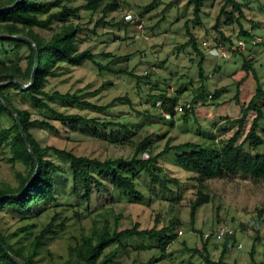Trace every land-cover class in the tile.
Wrapping results in <instances>:
<instances>
[{"label": "rangeland", "instance_id": "374dc122", "mask_svg": "<svg viewBox=\"0 0 264 264\" xmlns=\"http://www.w3.org/2000/svg\"><path fill=\"white\" fill-rule=\"evenodd\" d=\"M237 1L241 3L245 16L240 27L252 34H263L264 0ZM117 2V9L103 18L106 25L100 23V10L81 9L77 16L70 17V22L83 28L76 37L79 51L89 50L94 54V60H86L80 65L60 62L54 73L47 77L44 90L62 93L81 90L83 99L97 105H106L116 97H124L104 111L60 102H50L49 105L57 111L81 114L98 122L119 123L126 129L97 126L99 135L93 136L92 126L72 129L51 120L57 128L56 132L44 127L30 129L38 143L100 160L129 159L132 156L130 145L109 140L122 137L126 130L151 135V146L142 155L144 159L160 152L167 142L178 144L190 141L210 148L220 147L235 132L241 108L254 95L255 77L264 91V46L249 47L225 59L210 56L207 49L223 41L218 30L235 41L240 36V27L237 23L225 22L223 18L214 29L222 0H204L201 23L188 25L204 55L205 80L202 81L197 65L200 56L190 45L180 48L188 38L184 23L193 17L192 6L186 5V0ZM83 3L84 0H71L68 4L79 6ZM55 10L59 8L52 11ZM59 25V22H53L49 29L35 27L34 31L47 38ZM28 54L29 49L24 44L0 42V62L17 61L24 67ZM118 70L130 75L115 73ZM102 85V89L93 93ZM219 89L222 91L214 99L212 95ZM160 96L175 98L174 113L169 117H165L162 108L156 104ZM12 100L17 108L27 110L31 118L50 119L26 95L12 93ZM263 102L264 94L259 103ZM185 104L191 105L187 111ZM176 106L181 110L175 109ZM262 109L264 111V104ZM254 116L253 111L248 114L239 142L243 140ZM10 124L11 120L6 115L0 118V127ZM258 133L264 140V116L258 123ZM243 149L251 155H263L264 143L253 148L245 142ZM176 155V151L164 155L154 171L162 178L177 180V183L170 182L167 188H162L151 182L147 172L136 169L134 182L140 194L138 199L130 197L104 178L105 187L100 191L93 189L91 200L87 202L82 197L81 186L72 183L67 161L49 154L47 158L58 166L55 174L56 209L61 218L67 220L65 229L58 236L46 238L38 264L62 262L67 257L68 247L80 234L88 233L92 226L100 229L106 225L113 231L131 227L135 222L142 229L161 228L174 222L171 228L173 241L161 256L153 240L143 237L126 239L110 264H141L151 256L155 257L154 264H205L195 250L201 249L208 235L207 253L212 260H217L224 239L216 238L215 233L220 227L233 229L236 240L224 256V261L229 264H254L253 258L256 264H264V223L259 240L254 244L259 210L263 211L260 218L264 220V181L243 174H222L206 180L203 192L209 196V201L196 209L191 220V203L198 191L194 180L196 173L179 166ZM8 156V147L0 146V182L16 185L13 169L6 161ZM16 168L22 170L23 166L17 163ZM41 210L40 205H32L24 211L5 207L0 210V230L8 234L26 223H33L28 236L24 237V233L20 232L10 238L12 242L18 240L16 244H27L52 216L51 210L37 215ZM76 212L78 215H75ZM239 244L241 247H238ZM253 244L252 257L250 251Z\"/></svg>", "mask_w": 264, "mask_h": 264}, {"label": "trees", "instance_id": "16d2710c", "mask_svg": "<svg viewBox=\"0 0 264 264\" xmlns=\"http://www.w3.org/2000/svg\"><path fill=\"white\" fill-rule=\"evenodd\" d=\"M15 1L0 0V8H3L0 10V35H2L0 42L24 44L29 49V54L24 67L17 61L0 62V118L6 115L11 120L9 126L0 127V146L8 147L9 156L6 161L10 163L17 179L16 185L0 182V210L5 207H13L24 211L30 209L32 205H40L42 210L37 215L49 210L53 213L50 220L27 244H16L18 240L12 242L10 238L17 236L20 232L24 233V237L28 236L33 223H26L18 230L8 234H4L0 230V241L2 243L0 245V264H38V257L46 243V238L58 236L59 232L66 227L65 222L67 219L61 218L60 212L56 209L55 174L58 171V166L47 158L49 154L60 156L67 161L73 185L81 186L82 197L89 202L93 189L100 191L105 187L104 178H107L114 187L124 190L130 197L138 199L140 194L134 182L136 169L147 172L151 177V182L159 184L162 188H167V184L170 182L177 183V180L162 178L154 171L160 158L171 151H176V163L183 168L192 169L196 173L194 180L198 185V191L196 198L191 203V220L195 217L196 209L209 201V196L203 192L206 180L216 178L222 174H243L254 180L264 181V154L251 155L243 149L245 142H249L253 148H257L264 143L262 136L258 133V123L264 116L262 109L264 102L259 103L262 100L264 91L257 77H255V93L247 104L241 108V116L236 119L235 132L224 144L217 148L206 147L190 141L178 144L167 142L160 152L144 159L142 155L148 152L151 146V135H141L138 130H126L122 137L109 139L114 143L119 142L130 145L133 154L129 159L117 157L100 160L94 157L76 155L69 150L52 145L41 146L30 129L44 127L56 132L57 128L51 120L72 129H78L81 126H92L94 127L92 130L93 136L99 135L97 126L103 129L112 126L126 129L124 125L119 123L98 122L94 118L81 114L57 111L49 105L50 102H60L95 111H104L124 97H116L106 105H97L83 99L81 90L72 93L46 92L44 90L47 77L54 73V69L59 67L60 62L80 65L86 60H94V54L89 50L79 51L76 37L83 28L70 22V17L77 16L81 9L100 10L102 13L100 23L106 25L107 22H104L103 18L117 9L119 3L117 0H84L81 5L72 6L68 4L71 0H18L16 4ZM203 2L204 0H186V5L192 6L193 17L184 23L188 38L180 46V48H183L190 45L200 56L197 65L198 75L202 81L205 80L203 72L204 55L199 50L188 25L190 23L194 25L201 23L200 14ZM54 8H59V10L52 11ZM223 18L226 20L225 22L237 23L240 27L241 20L245 18L241 3L237 0H222L213 24L214 29H217ZM53 22H59V28L47 38L34 31L35 27L49 29ZM218 32L223 40L221 42L217 41L218 43H233L230 37L225 36L220 30ZM239 32L240 36L238 38L254 35L243 30L242 27H240ZM237 53L242 52L238 51ZM246 65H248L247 62ZM115 73L127 72L118 70ZM22 85L27 86L22 87ZM102 87L103 85L93 93H97ZM201 90L204 92L205 89L201 87ZM221 91L220 89L216 90L212 97L216 99ZM12 93L26 95L34 106L43 109L45 117L50 119L31 118L27 110L19 109L14 105ZM159 100L160 107L164 112L174 113L175 98L160 96ZM5 105L12 109L20 119L26 140H24L19 130L14 114ZM251 111L255 113V116L243 140L239 142V138L244 132L247 116ZM184 118L186 119V116ZM17 163L23 166L22 170L16 168ZM262 213V210L258 211L259 220L255 228L254 244L259 240V232L264 223V220L260 218ZM75 215H78L77 212ZM173 225L174 222H170L167 226L161 228L154 226L149 229H142L135 222L131 227L113 231H110L106 225L100 229L92 226L88 233L80 234L74 244L68 247L67 257L59 264H110L117 255L118 247L124 246L122 242L134 237L153 240L162 256L167 246L173 241L174 236L171 234ZM208 237L209 235L204 239L201 249L195 250V252L200 255L205 264H229L223 258L236 241L235 234L226 236L223 239V246L217 260H212L207 253ZM254 244L250 251L252 257ZM111 246H115V248L110 249ZM252 261L256 264L253 258ZM154 262L155 257L151 256L141 264H154Z\"/></svg>", "mask_w": 264, "mask_h": 264}, {"label": "built area", "instance_id": "2783aa9c", "mask_svg": "<svg viewBox=\"0 0 264 264\" xmlns=\"http://www.w3.org/2000/svg\"><path fill=\"white\" fill-rule=\"evenodd\" d=\"M128 19H131V16H127ZM264 45V33L263 34H254L250 37H241L237 38L235 41H233L232 44H223V43H218L216 45L211 46L210 48L207 49V53L210 56L218 57V58H228L230 54L236 52V51H241L245 50L246 48L249 47H256ZM156 104L160 106V100L156 101ZM186 108H190V104H185ZM175 109L181 110V107H175ZM163 115L165 117H169L170 114L168 112H164ZM145 154V153H144ZM143 154V155H144ZM235 232L233 229L228 228V227H220L216 231V238H225L226 236L233 235ZM238 247H241L239 244Z\"/></svg>", "mask_w": 264, "mask_h": 264}, {"label": "water", "instance_id": "95a60500", "mask_svg": "<svg viewBox=\"0 0 264 264\" xmlns=\"http://www.w3.org/2000/svg\"><path fill=\"white\" fill-rule=\"evenodd\" d=\"M17 1H18V0L15 1V4L17 3ZM1 9H3V8H0V10H1ZM1 36H2V35H0V37H1ZM19 38L25 39L24 37H19ZM34 61H35V58H34ZM26 86H27V85H22V87H26ZM5 107H6L9 111H11V112L14 114V116H15V118H16V120H17V124H18V126H19V130H20V132L22 133V136H23L24 140H26V136H25V134L23 133V128H22V126H21V122H20V119L18 118L17 114H16L12 109H10L8 106L5 105ZM27 183H28V182H27ZM0 245H2L1 241H0ZM14 259H15L17 262L20 263V261H19L17 258L14 257Z\"/></svg>", "mask_w": 264, "mask_h": 264}]
</instances>
